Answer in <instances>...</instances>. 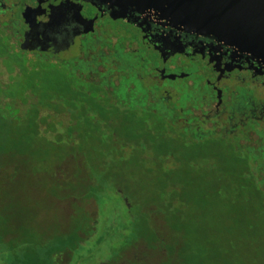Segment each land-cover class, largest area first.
<instances>
[{"label":"trees","instance_id":"16d2710c","mask_svg":"<svg viewBox=\"0 0 264 264\" xmlns=\"http://www.w3.org/2000/svg\"><path fill=\"white\" fill-rule=\"evenodd\" d=\"M17 31L0 24V264L91 256L90 205L101 216L114 197L122 219L98 235L97 249L116 243L100 264H264V118H239L240 95L199 115L208 93L184 79V102L171 97L155 52L103 35L77 57L36 56ZM31 180L48 211L66 205L51 227L12 219Z\"/></svg>","mask_w":264,"mask_h":264},{"label":"flooded vegetation","instance_id":"af4514ba","mask_svg":"<svg viewBox=\"0 0 264 264\" xmlns=\"http://www.w3.org/2000/svg\"><path fill=\"white\" fill-rule=\"evenodd\" d=\"M11 22L18 25L17 41L23 52L50 58L77 57L89 46L88 41L100 44L103 35L113 41L122 38L128 49L157 54L161 64L155 70L164 82L186 79L191 86H203L209 100L196 106V114L209 112L211 118H217L221 110L227 112L225 103L240 95L248 106L239 118H264V65L214 36L188 33L156 19L150 12L118 9L97 0H0V24ZM106 22L118 27L110 30L108 23L103 25ZM125 27L130 35L124 37ZM176 58L186 64L203 63L213 77L193 82L185 73L168 74L166 66ZM165 91L176 99L180 94L168 88ZM63 257L58 256L57 263ZM66 261H71L70 257H65Z\"/></svg>","mask_w":264,"mask_h":264},{"label":"water","instance_id":"95a60500","mask_svg":"<svg viewBox=\"0 0 264 264\" xmlns=\"http://www.w3.org/2000/svg\"><path fill=\"white\" fill-rule=\"evenodd\" d=\"M150 12L176 29L214 36L264 65V0H97ZM173 79L174 76H167Z\"/></svg>","mask_w":264,"mask_h":264},{"label":"rangeland","instance_id":"374dc122","mask_svg":"<svg viewBox=\"0 0 264 264\" xmlns=\"http://www.w3.org/2000/svg\"><path fill=\"white\" fill-rule=\"evenodd\" d=\"M107 23L110 25H108ZM111 23L113 22H106L105 24L103 23V25L107 24L106 26H109L110 30H114L116 27H118V25H115V23H113L112 25ZM124 29H125V35H124L125 37V36H128L130 29L126 27ZM63 48H66V45ZM73 49L74 48L71 47L70 52H72ZM64 58L65 57L62 55L61 59H64ZM160 64L161 62L158 60L156 61L155 65L160 66ZM200 70H202L203 72L197 73V72H200ZM166 71L168 74H173V75H177L181 73L191 75L193 82L197 79H202V80L207 79L208 81L209 78L211 79L213 77L211 71L203 63L200 64V62H191L190 64H186L180 58L172 59L167 64ZM185 83L186 81H180V80L176 82H171V81L164 82L163 81L165 88H168L169 90H172V91L174 90L175 92L180 93L179 97L177 98L178 101L180 102H184L185 100L184 94L182 93ZM27 184L28 185L18 184L17 186L16 190L19 191L18 197L19 199L22 200L21 203L23 207L20 208L19 210L15 209L12 219H14L15 217H19L17 218V221H19L21 219L23 220L24 218H27V216L25 215V212L20 213V211L27 210V212L31 211L33 213H37L35 217L38 220V222L44 220V218L48 219L50 221V227H51L52 224L55 223V221H57L58 216L56 212L64 211V207L66 205L57 204L56 206L53 200L50 199L49 201L50 211H48L47 209L48 202H46L44 198L42 197V195L39 194L36 188L37 187L36 181L31 180ZM123 206H124L123 203H121V201L117 197L111 198L107 200L106 209L104 212L101 213V216H99L96 204L92 203V205H90V210L92 213L91 215L94 220L98 221L97 222L98 228L96 230V235H94L91 238V240H89L88 244L84 245V247L87 250L92 249L94 253L91 256H88L87 251L84 252L82 251L83 249L80 248L78 251H75L73 253L74 254L72 256L73 259H71V261L65 262V257H63L62 260H58V263L59 264H78V263L87 264L86 262H89L88 264H100L101 261H104L107 257H110L112 255V251L110 248L112 246L113 247L116 246V243L110 242L112 239H109L108 244H105L102 248L97 249L96 241H97L98 235L102 234L106 230V227L109 226L108 222H112L114 223V225H117V223L120 222V220L122 219L120 218V216L122 215V212H120V209L122 210ZM104 227L105 229L103 230ZM118 240H119V234H116L115 242H118ZM83 259L85 260L83 261Z\"/></svg>","mask_w":264,"mask_h":264}]
</instances>
